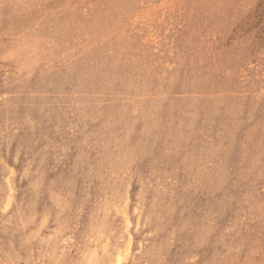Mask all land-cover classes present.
Instances as JSON below:
<instances>
[{
	"label": "rangeland",
	"instance_id": "obj_1",
	"mask_svg": "<svg viewBox=\"0 0 264 264\" xmlns=\"http://www.w3.org/2000/svg\"><path fill=\"white\" fill-rule=\"evenodd\" d=\"M0 264H264V0H0Z\"/></svg>",
	"mask_w": 264,
	"mask_h": 264
}]
</instances>
